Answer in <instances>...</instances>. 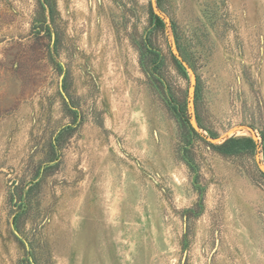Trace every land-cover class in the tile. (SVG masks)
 I'll use <instances>...</instances> for the list:
<instances>
[{"label":"rangeland","instance_id":"rangeland-1","mask_svg":"<svg viewBox=\"0 0 264 264\" xmlns=\"http://www.w3.org/2000/svg\"><path fill=\"white\" fill-rule=\"evenodd\" d=\"M0 264H264V0H0Z\"/></svg>","mask_w":264,"mask_h":264},{"label":"trees","instance_id":"trees-1","mask_svg":"<svg viewBox=\"0 0 264 264\" xmlns=\"http://www.w3.org/2000/svg\"><path fill=\"white\" fill-rule=\"evenodd\" d=\"M159 9L162 10L160 5H159ZM152 16L155 19L156 26L161 28L162 30H165L166 29V23L164 22V20L160 16L156 15L155 13H152ZM179 58H181V60L175 59V61L177 63L178 68L184 70V73L186 74V76H187V69H191L192 71L195 70L187 62L186 58H184L182 55H180ZM195 97H196V99L198 97V86L196 87ZM197 121H198L199 128L204 129L203 125L200 122V118L198 116H197ZM188 123L190 125H192L191 120H190V122L188 121ZM69 131L70 130L64 131L62 133V135L66 134ZM192 132L199 137H204L201 133L197 132L194 127L192 128ZM241 145H245L246 148L251 149L254 152L257 150V144L255 143L253 138H235V137H232V138L227 139L226 141H224L220 145L211 144V147L213 148L214 151H216L217 153H219L223 156H235V155L239 154L240 151L243 150L242 149L243 146H241ZM193 148L194 147H190L189 149H187V152H193Z\"/></svg>","mask_w":264,"mask_h":264},{"label":"water","instance_id":"water-1","mask_svg":"<svg viewBox=\"0 0 264 264\" xmlns=\"http://www.w3.org/2000/svg\"><path fill=\"white\" fill-rule=\"evenodd\" d=\"M179 59L181 60V58H179ZM194 128L196 129V131H199V129H200L198 126H195V125H194Z\"/></svg>","mask_w":264,"mask_h":264}]
</instances>
